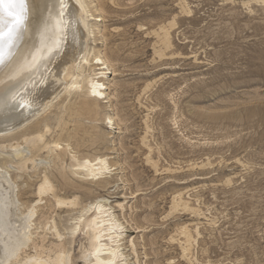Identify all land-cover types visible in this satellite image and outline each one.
Wrapping results in <instances>:
<instances>
[{
  "label": "rangeland",
  "instance_id": "rangeland-1",
  "mask_svg": "<svg viewBox=\"0 0 264 264\" xmlns=\"http://www.w3.org/2000/svg\"><path fill=\"white\" fill-rule=\"evenodd\" d=\"M87 1L96 26L90 60L100 55L112 69L100 78L108 108L97 118L78 115L85 90L61 92L46 113L0 136L7 144L49 120L45 140L69 145L64 160L30 147L24 156L42 162L28 170L18 169L23 157L0 148L21 212L35 204L45 175L61 199L78 200L62 209L52 195L41 202L34 241L46 246L44 256L62 243L72 264H85L86 232L69 234L101 198L125 227L119 264H264V0ZM98 134L104 140L94 142ZM85 156L108 159L99 184L74 174L70 165Z\"/></svg>",
  "mask_w": 264,
  "mask_h": 264
},
{
  "label": "bare ground",
  "instance_id": "bare-ground-1",
  "mask_svg": "<svg viewBox=\"0 0 264 264\" xmlns=\"http://www.w3.org/2000/svg\"><path fill=\"white\" fill-rule=\"evenodd\" d=\"M8 2L9 0H5L4 7L0 8V29L3 30H6L11 20ZM89 8L90 2L87 0H26L25 29L21 32L14 49L13 62L9 67L0 68V136L2 135V138L6 133H11L15 126L19 127V124L22 125L23 122L36 120L46 113L61 92L69 97L85 90L84 102L80 105V111L77 110L78 115L82 112L88 114L89 118L90 116L97 118L102 107L108 108L109 101L106 100L109 95L106 91L110 88L100 78L108 77L107 74L112 70L110 65L100 55H95L92 59L95 63L90 67L91 72H85L86 67H89L92 62L87 41L96 29V26L89 23V17L94 16L89 15L91 12ZM185 14H188V11ZM169 42L167 38L165 45L168 47ZM105 120L113 125L112 117L106 116ZM47 122L49 123V120ZM47 122L43 120L35 131L11 139L7 144H5L7 141L0 142L3 143L0 148L10 149L9 151L16 153L17 157H23L21 160L19 158L18 169L28 170L30 166L33 169L36 162H42L40 159L24 156L30 147L34 150L49 148L53 152L51 155L55 153L59 160H62L69 151L66 141L61 139L54 142L46 141V135L52 128ZM77 122L76 126L81 127V122H78V125ZM95 136L94 142L104 140V137L99 134ZM85 157L81 158L77 164L70 165L75 169L74 174L82 177L81 179L85 182L97 181L99 184V180L111 168L108 159ZM89 157L92 156L89 155ZM6 170L0 169V264H72V256L68 253L69 250L66 252L62 243H58V246L55 244L54 251L53 248L49 249V252H54V255L47 252L48 255L44 256L45 245H39L36 243L37 240L34 241L35 234L38 236V230L42 229L39 224L38 226L35 224V221L39 212L38 208L45 200V196L52 195L55 202L53 206L58 209L76 206L78 200L76 198L69 201L61 199L58 193H55L50 177L45 175L39 187L37 186L38 199L35 204L30 205L26 212H21L18 187ZM58 174L65 179L64 169H60ZM80 186L84 188L83 185ZM22 194L24 195V192ZM120 207L123 206L120 205ZM110 210L112 208L108 209L105 199H97L81 210L82 215L75 219L74 227H71V230L69 228L71 232L69 235L73 237L80 230L86 232L89 247L85 249L82 256L86 261L85 264H119L126 261L123 260L121 253L123 244H120L125 227L114 214L109 212ZM89 214L90 217L82 221L83 217ZM52 228L57 241L63 242L62 231L58 230L55 223ZM30 246L36 250V253L23 257L22 253L24 254L26 248Z\"/></svg>",
  "mask_w": 264,
  "mask_h": 264
},
{
  "label": "snow or ice",
  "instance_id": "snow-or-ice-1",
  "mask_svg": "<svg viewBox=\"0 0 264 264\" xmlns=\"http://www.w3.org/2000/svg\"><path fill=\"white\" fill-rule=\"evenodd\" d=\"M5 0H0L3 8ZM26 0H9L8 12L11 17L6 30L0 29V68L9 67L14 59L21 32L25 29Z\"/></svg>",
  "mask_w": 264,
  "mask_h": 264
}]
</instances>
